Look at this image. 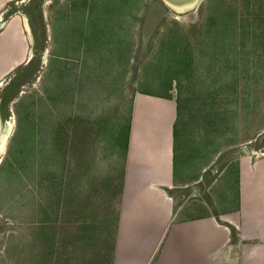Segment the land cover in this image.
I'll return each instance as SVG.
<instances>
[{
    "label": "rangeland",
    "instance_id": "rangeland-1",
    "mask_svg": "<svg viewBox=\"0 0 264 264\" xmlns=\"http://www.w3.org/2000/svg\"><path fill=\"white\" fill-rule=\"evenodd\" d=\"M12 14L30 58L0 79V264H111L138 90L180 99L182 178L202 176L189 199L235 191L232 160L264 157V0H15Z\"/></svg>",
    "mask_w": 264,
    "mask_h": 264
},
{
    "label": "crops",
    "instance_id": "crops-1",
    "mask_svg": "<svg viewBox=\"0 0 264 264\" xmlns=\"http://www.w3.org/2000/svg\"><path fill=\"white\" fill-rule=\"evenodd\" d=\"M11 1L0 0V79L29 54L23 14L1 18ZM175 118V98L132 95L111 264H264V157L228 162L235 191L220 181L216 202L209 193L189 199L188 180L202 176L182 178Z\"/></svg>",
    "mask_w": 264,
    "mask_h": 264
},
{
    "label": "trees",
    "instance_id": "trees-1",
    "mask_svg": "<svg viewBox=\"0 0 264 264\" xmlns=\"http://www.w3.org/2000/svg\"><path fill=\"white\" fill-rule=\"evenodd\" d=\"M114 6H115V8H116V5L114 4ZM115 12V10H113L111 13H114ZM218 31H220V30H218ZM15 79L16 78H14V79H11L12 80V83L15 81ZM176 79H177V77H174L173 78V80H175V82H176ZM11 83V84H12ZM10 84V85H11ZM177 89V88H176ZM138 91H141V92H146V93H151V94H155V95H158V96H162V97H167V98H170L171 97V95L167 92V93H159V92H154V91H144V90H138ZM175 102H176V118H175V121H174V123H173V136H175V124H176V122L178 121V119H179V113H180V99H178L177 97H175ZM127 121L129 122V117L127 118ZM126 121V122H127ZM125 126V125H124ZM127 131H128V124H127V127H126V129H125V142L124 143H122V153L123 152H125V148H126V139H127ZM114 137H115V135H114ZM175 138V137H174ZM118 146V145H117ZM124 155V154H123ZM123 158V157H122ZM113 242H114V240H113ZM112 248H113V244H112ZM112 248H111V252H112ZM110 260H111V254H110Z\"/></svg>",
    "mask_w": 264,
    "mask_h": 264
},
{
    "label": "water",
    "instance_id": "water-1",
    "mask_svg": "<svg viewBox=\"0 0 264 264\" xmlns=\"http://www.w3.org/2000/svg\"><path fill=\"white\" fill-rule=\"evenodd\" d=\"M165 4L171 7L176 12H182L194 8L201 0H162ZM30 51V50H29ZM31 52V51H30ZM30 55L27 57V60ZM243 149L248 152V148L244 145Z\"/></svg>",
    "mask_w": 264,
    "mask_h": 264
},
{
    "label": "bare ground",
    "instance_id": "bare-ground-1",
    "mask_svg": "<svg viewBox=\"0 0 264 264\" xmlns=\"http://www.w3.org/2000/svg\"><path fill=\"white\" fill-rule=\"evenodd\" d=\"M10 126L9 125H7V129L5 130V132L3 133V137L0 139V153L1 152H3L2 150H3V148H4V145H5V135L7 134V131H8V128H9Z\"/></svg>",
    "mask_w": 264,
    "mask_h": 264
}]
</instances>
